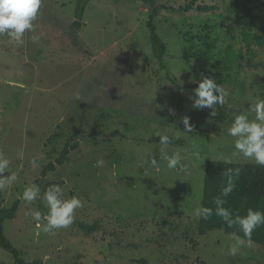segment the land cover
Returning a JSON list of instances; mask_svg holds the SVG:
<instances>
[{"label":"rangeland","instance_id":"374dc122","mask_svg":"<svg viewBox=\"0 0 264 264\" xmlns=\"http://www.w3.org/2000/svg\"><path fill=\"white\" fill-rule=\"evenodd\" d=\"M193 1L157 0L158 33L168 45L165 70L153 56L150 8L141 0H91L79 31L72 28L78 0H43L38 43L29 39L32 33L19 46L0 37V151L18 176L0 191V207L20 200L5 233L27 261L264 264L263 246L253 243L230 256L229 234L201 235L193 215L202 206L209 161L254 163L232 157L227 128L235 114L264 99V0ZM200 5L215 9L201 12ZM205 76L222 79L230 93L216 117L192 107L193 81ZM115 131L121 134L112 136ZM157 132L183 140L166 149L180 153L183 167L169 170L159 162V144L150 142ZM76 143L66 163L43 179L44 168ZM150 157L157 168L146 165ZM97 160L104 167H96ZM33 183L41 196L45 185L56 183L65 198L84 202L69 228L37 234L25 213L46 212L42 199L29 204L19 198ZM0 264H15L1 248Z\"/></svg>","mask_w":264,"mask_h":264},{"label":"clouds","instance_id":"9594fccd","mask_svg":"<svg viewBox=\"0 0 264 264\" xmlns=\"http://www.w3.org/2000/svg\"><path fill=\"white\" fill-rule=\"evenodd\" d=\"M42 3L43 0H0V37L6 36L10 43L19 46L24 43L25 33H32L29 39L32 43H38L40 35L36 34L35 21L41 15ZM193 82L197 84V87L193 89L192 107L197 110L211 109L209 116L216 117L219 114L217 106L223 107L230 93L211 77L205 76ZM76 99H79L78 95ZM181 122L186 132L193 131L189 117H183ZM156 135L159 137V162L166 161L169 170L178 166L183 167L180 153L175 152L169 155L166 151L171 138L160 132ZM227 135L233 138L232 157H243L264 167V99H255L243 113L235 114L229 121ZM193 154L196 159H200L199 152ZM159 162L156 157H150L145 161L146 165L153 169L158 167ZM226 162L231 163L232 159L226 158ZM104 163L103 160H97L96 167L102 168ZM10 165L11 160L3 151H0V191H4L18 180L17 174L10 171ZM4 173L8 175L4 176ZM224 175L226 179L220 195L213 199L215 209L199 206L193 210V215L207 220L215 214L228 228L238 227L239 232L229 233L231 243L227 245L228 255L236 256L245 247H252V232L264 226V212L249 208L246 215H233L232 211L224 207L226 201L223 197L229 196L235 189L234 177L239 175V169L229 168ZM19 198L29 204L42 199L46 212L29 208L25 213L35 222V227L39 230L38 235L40 233L56 235L59 230L69 228L75 222L76 210L84 207V202L78 196L65 198L63 187L56 183L48 185L42 196L39 185L33 183L25 186Z\"/></svg>","mask_w":264,"mask_h":264},{"label":"trees","instance_id":"16d2710c","mask_svg":"<svg viewBox=\"0 0 264 264\" xmlns=\"http://www.w3.org/2000/svg\"><path fill=\"white\" fill-rule=\"evenodd\" d=\"M91 0H78L75 10V20L72 23L74 31L81 30L83 26V19L87 5ZM144 4L150 8L149 21L147 27L149 30V37L151 43V49L153 56L159 62L160 68L165 70V55L168 49L167 43L163 40L161 35L158 33V18L160 16V8L157 5V0H141ZM198 1V0H195ZM195 1H193L195 3ZM192 3L189 10L193 8ZM215 7L200 5L197 7L198 11L209 12L214 10ZM77 43V41H74ZM218 84H222V79H217ZM177 88L181 92V86L177 84ZM184 95L181 92L178 101V107L181 110L183 107ZM101 135L102 133L97 132L91 134L92 136ZM112 136L120 135V131L111 133ZM171 143L169 146H181L183 140L178 137L169 136ZM152 143H158L159 137L155 136L150 139ZM78 148V143L73 145H67L62 150L59 158L56 162L49 163L42 172V178L45 179L49 172L56 169L57 165H63L66 163L68 156L71 152ZM239 169V175L234 177L236 187L232 193L225 199L224 207L232 211L233 215H246L247 209L252 208L253 210H259L264 212V167L254 163H227V162H214L209 161L206 166V175L204 183V193L202 199V206L215 209L213 199L220 195L221 189L225 184V175L227 169ZM49 183L45 185L46 187ZM45 187V189H46ZM20 200H17L10 207H0V248L10 253L15 261V264H42L41 261L36 260L29 262L23 257V252L14 246L11 240L5 233V223L8 220L15 219L19 210ZM84 229H93L82 224ZM198 230L201 235H205L213 230H220L227 234L231 232H239L238 227L228 228L227 225L222 221L220 217L213 214L209 219H200L198 224ZM242 235V233H240ZM253 243L259 244L264 247V226L256 228L251 235Z\"/></svg>","mask_w":264,"mask_h":264}]
</instances>
